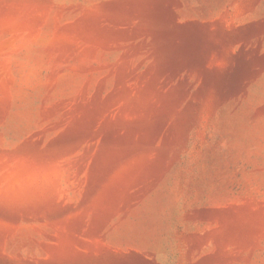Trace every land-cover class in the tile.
Here are the masks:
<instances>
[{"label":"rangeland","instance_id":"obj_1","mask_svg":"<svg viewBox=\"0 0 264 264\" xmlns=\"http://www.w3.org/2000/svg\"><path fill=\"white\" fill-rule=\"evenodd\" d=\"M0 264H264V0H0Z\"/></svg>","mask_w":264,"mask_h":264}]
</instances>
